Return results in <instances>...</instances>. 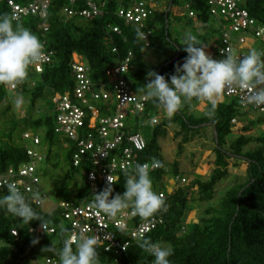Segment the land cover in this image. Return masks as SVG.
I'll list each match as a JSON object with an SVG mask.
<instances>
[{
    "label": "trees",
    "instance_id": "1",
    "mask_svg": "<svg viewBox=\"0 0 264 264\" xmlns=\"http://www.w3.org/2000/svg\"><path fill=\"white\" fill-rule=\"evenodd\" d=\"M15 1L24 5L31 0ZM134 1L98 0L99 5L104 6L103 15L85 19L78 15L71 18L65 16L63 11L69 6V0H50L46 19L29 16L18 21L35 34L41 43H44L46 51L52 52L53 56L51 62L44 66L41 74L28 69L25 82L16 86L18 94L29 96V108L23 119L16 118L9 105L4 110L0 109L2 126L0 173L29 162L26 155L29 142H23L22 134L33 131L41 140L39 149L45 156L43 165L39 168L40 176L56 178L55 189L59 196L55 208L49 213L33 208L47 222L49 228L56 229V234L52 236L36 237L30 233V230L40 226L39 221L25 224L20 218L0 209V264H23V259L30 254L34 253L38 256L37 248L44 250L49 247H52L55 253L46 249L45 253L60 262L57 253L64 246L70 226L65 222L63 209L59 205L67 203L80 206L92 196L88 184L91 166L83 164L74 168L72 158L77 150L76 143L61 139L54 133V104L50 112L43 108L44 113L36 115L39 103L45 100H51L53 103L54 97L58 94L72 97L77 86L72 71L74 59L77 58L78 63L85 66L87 77L92 82L100 84L109 81L106 71L122 65L131 53V70L124 75V79L134 93L144 95L141 89L146 80L149 81L147 78L149 66L144 61V50L152 47L150 39L155 34L159 39H170L168 29L171 17L175 21L185 19L186 26H193L194 18L188 16L189 12H193L196 15V22L202 27L200 31H210L213 36L217 34L219 40L221 25L218 30H212L208 25L212 18L209 14V0H194L192 3L187 0H167L165 9H161L163 6L161 0H146L154 6L160 5V10L155 8L154 14L145 22V26L152 31L149 46L146 47L142 40L136 38L137 28L126 25L116 16L120 7H127ZM77 2L79 7L83 8V1ZM182 2L188 6L187 13L181 17L175 16L173 8H180ZM182 9L184 12L185 7L182 6ZM245 9L252 20H256L260 27H264V0H248ZM0 16L11 18L10 10L4 3H0ZM217 21L219 24L222 22ZM13 23L15 25L17 21ZM115 27L119 28L120 34L113 33ZM202 44L209 47V40H203ZM182 47L183 42L178 40L173 42V55L163 65L153 70L163 75L166 80L170 79L175 74V67L182 65L187 56ZM211 57L216 59V49ZM8 97L7 85H0V105ZM200 102L193 99L185 103L174 117H167V120L163 118L159 125L151 126L146 122L164 115V110L152 100H148L144 114L135 115L128 120L129 126L126 132L129 135L142 134L146 142L145 150L137 154L138 163H152L155 159L163 164V167L150 173V178L153 191L165 194L167 211L163 214L159 211L152 216L161 215L162 223L144 238L150 239L153 243L171 246L173 255L168 258L170 264H264V133L256 138L245 134L258 127L264 119L247 121L248 124L241 130L242 134L228 146V138L233 134L235 123L244 120L245 115L241 113V105L235 100L225 99L222 102L217 100L214 119H209L206 113L211 105L206 103V107L198 112L195 108ZM169 123L177 124L185 133H196L205 125L211 126L214 131L215 160L207 180L198 175L196 179L193 175H189L191 180L188 182L180 175L179 163L176 162L171 166V170H168L158 141L165 137ZM82 135L84 136L85 133H80V136ZM186 141L187 139L182 142L180 150ZM251 144H254L255 148L245 152L243 149ZM64 157L65 161H62ZM232 159L246 163L247 179L244 183L234 185L218 203H215V186L228 177L229 161ZM134 169L116 173L117 180L112 186L113 196L124 193L126 180L129 175H134ZM125 172L128 175H125ZM166 179L172 180L177 185L171 193L165 185ZM182 179H185L184 184L181 183ZM71 189L76 191V195H73L75 197L70 195ZM7 194L8 192L0 191V198ZM193 202L198 205L200 215L196 218L197 222L190 227L187 218L195 209L190 207ZM123 211L132 212L134 209L130 206ZM152 217L142 218L135 215L129 226L133 228L141 221ZM13 230L17 231V238L12 236ZM114 232L117 237L120 235L125 241L130 239L131 244L125 253L116 258L119 264H154V256L139 247L141 239L137 241L131 239L127 231L114 229ZM34 240H38V243L34 244ZM73 248L75 249V246ZM98 252L100 264H113L114 251L107 253L101 246Z\"/></svg>",
    "mask_w": 264,
    "mask_h": 264
},
{
    "label": "built area",
    "instance_id": "2",
    "mask_svg": "<svg viewBox=\"0 0 264 264\" xmlns=\"http://www.w3.org/2000/svg\"><path fill=\"white\" fill-rule=\"evenodd\" d=\"M78 0H69V6L63 13L67 17L80 16L85 19L97 18L103 15L104 6H100L98 0H82L84 5L80 8ZM173 1V0H171ZM192 3L194 0H187ZM248 0H209V14L216 20H221V33L216 47V59L226 58L227 55L242 58L246 53L244 47L251 36L254 41L264 43V27H260L256 20H252L245 4ZM10 10L11 18L18 17V21L29 16H39L46 19L50 6V0H31L24 5L16 3L15 0H0ZM155 6L146 0H135L127 7H120L116 12L117 18L126 25H133L141 29L146 40H142L146 47L149 46V38L152 33L145 26V22L154 14ZM188 10V6H187ZM188 16L196 20V15L189 12ZM13 21H16L15 19ZM45 30H47L45 28ZM113 33L120 34L118 27L113 28ZM44 45V43H42ZM44 54L39 62L29 66L31 71L41 74L44 66L51 62L52 52H47L44 46ZM132 54L129 53L122 65L106 71L107 83L96 84L87 77V70L83 64L74 59L72 65L73 76L76 80V89L72 97L70 95H56L53 99L55 128L54 133L61 139H68L76 143V152L72 158L74 168L85 164L91 166L92 170L88 173V184L90 185L91 198L85 200L80 206H72L61 203L63 218L70 226L67 238L76 235L82 230L87 229L86 235L96 236L99 247H104L105 252H113V264H119L117 257L126 252L129 248L130 239L125 241L120 235H115L114 229L129 232V237L137 241L142 239L157 226L162 223L161 215L141 221L135 227L130 228L129 222L135 216L133 211H122L116 218H109L93 207L95 197L109 184V180L116 182V173L124 172L135 168L139 164L137 154L145 150L146 142L141 134H128V120L135 115H143L148 100L144 95L134 93L128 86L124 75L131 70L130 62ZM12 91L16 86H9ZM248 90L245 89H225L217 99L235 100L243 108H249L259 114L264 119V107H256L246 102ZM206 104V101H201ZM102 106V107H101ZM150 125L158 124V118H153ZM87 127V131H86ZM85 128V130H83ZM81 131V132H80ZM80 133L85 135L80 136ZM23 142L32 145L27 150L29 162L18 168H9L6 172L0 173V191H7L8 182L15 183L19 191L25 196L28 203L33 208L43 210L48 198L42 186L39 168L45 160L44 154L40 153L41 140L37 135L29 131L22 136ZM150 166L152 163H148ZM159 168H151L150 173ZM149 173V174H150ZM109 179V180H108ZM177 181V180H176ZM185 183V179L181 180ZM100 186V188H99ZM39 192L44 199L43 204L37 203L33 199V194ZM163 200L166 196L163 192H157ZM162 214L165 211H160ZM12 236L18 237L16 230ZM36 237L52 236L56 234L55 228L45 231L41 226L30 230ZM75 246V242H72ZM45 264H60L57 259L47 257Z\"/></svg>",
    "mask_w": 264,
    "mask_h": 264
},
{
    "label": "clouds",
    "instance_id": "3",
    "mask_svg": "<svg viewBox=\"0 0 264 264\" xmlns=\"http://www.w3.org/2000/svg\"><path fill=\"white\" fill-rule=\"evenodd\" d=\"M14 19L17 21L15 25ZM136 38L146 40V35L138 28ZM205 47L196 35L186 34L182 47L187 53L184 62L175 67V74L168 80L155 71L148 72L149 82L141 89L144 99L155 102L168 118L174 117L185 103L196 99L211 105L206 115L214 119L217 99L229 88L248 90L246 102L264 107V52L253 48L242 58L227 55L224 59L215 60L206 53ZM43 50L40 39L23 27L18 17L0 16V85H7L8 90L9 86L25 82L29 66L42 59ZM22 103V98L16 100L17 107ZM150 167L159 168L163 164L153 159L151 166L148 163L135 165L134 175H129L122 195L113 196L112 182L108 179V186L94 195L93 207L109 218H116L130 206L134 209L133 214L142 218L167 211L165 201L153 191ZM6 187L8 194L0 198V209L20 218L25 224L39 221L46 231L47 222L26 201L16 184L8 182ZM33 199L39 204L44 203L39 192L33 194ZM86 232L87 229L65 239L63 248L57 253L60 264H100L98 238L86 235ZM72 242H75V249ZM33 243H38V240ZM139 247L154 256V264H170L171 246L142 238ZM45 249L52 251V247Z\"/></svg>",
    "mask_w": 264,
    "mask_h": 264
},
{
    "label": "rangeland",
    "instance_id": "4",
    "mask_svg": "<svg viewBox=\"0 0 264 264\" xmlns=\"http://www.w3.org/2000/svg\"><path fill=\"white\" fill-rule=\"evenodd\" d=\"M163 3V6L161 9H165V7L168 4L167 0H161ZM160 2V1H159ZM182 6L185 7L184 14L187 13V5L185 2L181 3V9ZM156 9H159V6H155ZM180 10V9H179ZM183 10V9H182ZM181 10V11H182ZM210 29L212 30H218L217 28H220L219 22L211 18L208 23ZM170 31V39H159L157 35H153L150 39L152 47L147 48L144 50V58L146 63L148 64V72L154 71L153 69L155 67H158L159 65H163L165 62V57L168 55L169 52H172L171 55H173V42L176 40L183 42L184 37L186 34L190 33L193 35H196L197 38L202 42L203 40H211L212 43H216V36L211 34L210 31H200L199 27H194V25L186 26L185 25V19L182 21L178 20H172V17L170 18V27L168 29ZM246 38H249V40L254 41L251 36L245 35ZM217 44V43H216ZM255 48L258 51L264 50V45H262L260 42H255V45H252V49ZM245 52L247 53L248 50ZM168 57V56H167ZM148 78V77H147ZM149 80V78H148ZM149 81L146 80L145 85ZM8 99L3 102L0 105V109L4 110L7 105L11 107L12 112L18 118L19 120L23 119V116L26 115V111L29 108V96L28 95H22L18 94L17 91H10ZM22 98L23 103L17 107L16 100ZM229 100V99H226ZM191 105V104H190ZM193 105V103H192ZM205 104L201 102L198 106H196L195 110L198 112H201ZM194 106V105H193ZM43 108L49 110V112L53 109V103L51 100H45L42 103L38 104V108L36 110V115L39 113H44ZM241 113L245 116L243 117L244 120L242 122H236L235 127L233 129V134L228 138V146L231 142H233L237 137H239L242 133V129L244 126L248 124L250 121H255L260 119V115L256 112L252 111L249 108H243L241 107ZM166 118L167 115L164 112V115L160 116L158 118L159 122L158 125L161 122V119ZM253 118V119H252ZM263 120V119H262ZM248 121V122H247ZM129 123V122H128ZM146 124L150 125V122L147 121ZM264 125V121L262 122ZM152 126V125H151ZM0 125V134L2 132ZM260 127L254 128L251 132H247L248 136L257 137L258 135H261L262 132L260 131ZM167 132L164 138L160 139L159 146L161 148V153L163 156V159L165 160L166 164L168 165V170H171V166L173 163H179L178 171L181 176H184L187 181L189 182L191 178L189 175H193L196 179V176H200L201 178L207 180L211 174V171L214 167V160L215 155L213 152V149L215 147V143L213 142L214 137V131L209 125H205L202 127L199 131L196 133H185L182 131V129L175 123H169L167 125ZM30 132V131H29ZM33 135H36L35 133L30 132ZM23 135V134H22ZM142 135V134H141ZM187 139L186 143L183 145L182 149L180 150V146L182 142ZM32 144L29 143V147ZM255 148L254 144L249 145L245 149H243L245 152L252 150ZM42 149V148H41ZM44 152V150H43ZM65 161V157L62 159V161ZM43 165V164H42ZM41 165V167H42ZM40 167V168H41ZM246 169L247 165L245 162H242L240 160L232 159L229 161V174L226 179L219 182L215 186V198L214 202L218 203L225 195V193L231 189L234 185L238 183H244L247 179L246 175ZM56 179V178H55ZM52 179L50 176L43 178L42 180V186L46 192L48 201L45 203V206L43 208L44 213L51 212L55 208L56 200L58 199V191L55 189L57 185V180ZM55 180V181H54ZM166 187L168 188V192L171 193L175 188H177V185L172 182V180L166 179ZM70 195L72 197H75L73 195H76V191L71 189ZM190 207H195L194 211H191L187 218V224L191 227L193 223L197 222V217L200 215V209L197 208L198 205L196 202L191 203ZM37 254H30L25 259H23V264H45V260L49 255L45 253V251L42 248H37ZM52 253H55L54 250L50 251Z\"/></svg>",
    "mask_w": 264,
    "mask_h": 264
},
{
    "label": "crops",
    "instance_id": "5",
    "mask_svg": "<svg viewBox=\"0 0 264 264\" xmlns=\"http://www.w3.org/2000/svg\"><path fill=\"white\" fill-rule=\"evenodd\" d=\"M180 8L179 7H174L173 8V13H174V15L175 16H178V17H181V16H183L184 15V12H182L181 11V9L179 10ZM159 10H160V5H159ZM195 21V25H194V27H199V29L200 28H202L201 27V25H199V23H197L196 22V20H194ZM217 43V44H216ZM216 43L214 44V43H212L211 42V40H209V47H205V51H206V53L208 54V55H210V56H212L214 53H215V49H216V47H217V45H218V38H216ZM252 45H255V41H251V40H248V42H247V44H246V46L243 48L244 49V51L246 50H248V52L250 51V49H252ZM151 48V47H150ZM172 54V52H169L168 53V57L166 56L165 57V62L168 60V59H170V57L172 56L171 55ZM218 101H220V102H222V101H224L223 99H220V100H218ZM201 103V102H200ZM199 103V104H200ZM205 107H206V105H204ZM204 109V108H203ZM202 109V110H203ZM262 117L260 116V119H261ZM253 119V118H252ZM259 119V120H260ZM258 127H260L261 129H260V131L262 132V133H264V125L261 123V124H259L258 125Z\"/></svg>",
    "mask_w": 264,
    "mask_h": 264
}]
</instances>
